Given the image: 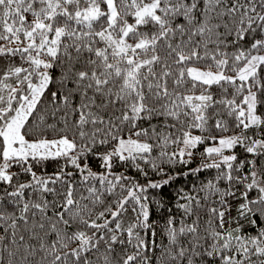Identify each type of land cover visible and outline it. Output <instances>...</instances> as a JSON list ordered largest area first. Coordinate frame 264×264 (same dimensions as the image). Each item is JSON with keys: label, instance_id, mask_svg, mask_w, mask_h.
Segmentation results:
<instances>
[{"label": "snow or ice", "instance_id": "obj_1", "mask_svg": "<svg viewBox=\"0 0 264 264\" xmlns=\"http://www.w3.org/2000/svg\"><path fill=\"white\" fill-rule=\"evenodd\" d=\"M0 264H264V0H0Z\"/></svg>", "mask_w": 264, "mask_h": 264}, {"label": "trees", "instance_id": "obj_2", "mask_svg": "<svg viewBox=\"0 0 264 264\" xmlns=\"http://www.w3.org/2000/svg\"><path fill=\"white\" fill-rule=\"evenodd\" d=\"M203 149L201 148V151ZM236 151L239 153L240 149H236ZM200 159L199 156L193 161V163L190 165V167L195 168L199 165ZM54 170V166H50L48 171L51 172ZM200 175V180H207L211 179L215 175V170H205L203 173L199 174ZM154 179H159L158 177H153ZM194 179L192 178H185V177H179L176 181H173L171 185L165 186L162 190H151L153 194H155V198L157 200H163L166 206H169L170 201L174 202V196L175 192L178 188L190 185V180ZM199 183V181H197ZM161 215L160 211H156V214L154 218L158 217Z\"/></svg>", "mask_w": 264, "mask_h": 264}]
</instances>
